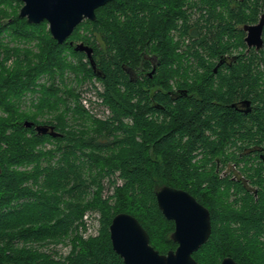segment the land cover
<instances>
[{"label": "trees", "instance_id": "16d2710c", "mask_svg": "<svg viewBox=\"0 0 264 264\" xmlns=\"http://www.w3.org/2000/svg\"><path fill=\"white\" fill-rule=\"evenodd\" d=\"M20 5L0 0V264H124L108 230L120 212L159 253L173 250L174 223L155 198L163 185L209 211L211 233L192 253L199 264L226 256L264 264V186L256 198L231 192L214 160L264 140V28L259 50L242 30L264 0H111L60 44L45 20L21 18ZM70 41L92 48L95 70ZM86 81L108 116L82 102ZM244 99L253 103L247 114L231 106ZM25 120L61 136L37 134ZM92 212L97 232L83 236ZM50 243L69 250L47 252Z\"/></svg>", "mask_w": 264, "mask_h": 264}, {"label": "water", "instance_id": "95a60500", "mask_svg": "<svg viewBox=\"0 0 264 264\" xmlns=\"http://www.w3.org/2000/svg\"><path fill=\"white\" fill-rule=\"evenodd\" d=\"M22 6L18 15L26 18L28 23H39L45 20L48 30L57 43H62L69 37L74 28L84 19L94 20L95 10L111 0H20ZM264 27V12L256 23L245 24L244 42L247 48L259 50L263 47L262 31ZM73 45L75 51L84 52L93 70L92 48L82 42ZM221 60L216 65L221 64ZM216 67L214 70H216ZM155 71V66L147 73ZM182 92H185L182 90ZM243 111L251 109L250 100L241 101ZM232 106H236L232 104ZM25 127L33 126L37 134H48L59 137L61 133L51 125L23 122ZM156 203L163 216L172 220L174 229L170 235L177 245L166 253H159L151 246L149 235L131 214L120 212L115 214L109 224V237L112 249L122 258L124 264H199L192 253L204 244L211 233V222L208 209L200 204L186 190L163 185L155 191ZM220 264H237L231 257H224Z\"/></svg>", "mask_w": 264, "mask_h": 264}, {"label": "flooded vegetation", "instance_id": "af4514ba", "mask_svg": "<svg viewBox=\"0 0 264 264\" xmlns=\"http://www.w3.org/2000/svg\"><path fill=\"white\" fill-rule=\"evenodd\" d=\"M224 61L228 62L229 59H225ZM150 66L151 67L154 66L153 62ZM143 68L144 67H142V69ZM148 71L149 70H145L143 71V73H147ZM174 91H176V89H174ZM184 91L185 92H182V95L187 96L186 90ZM177 93L179 92L178 91L171 92L170 94L171 98L173 99L176 96H178L179 94ZM241 101L242 100H238L235 103H232L236 105L235 109L243 114H247L251 112L253 109V103H251L250 111L244 112L243 111L244 107L241 105ZM233 148L237 149V146H234ZM227 156H229V158L226 161L225 158ZM214 160H215V172L218 173V177L220 179H224V181H229L231 183L230 188H229L231 192H236L237 191L236 188L238 189L242 188L243 190L247 191L249 194H252L255 198L258 196L259 191L264 186V140L262 141L261 144L255 142L248 146H244L242 148V151L240 152L236 151L234 153L219 154L218 156L215 157ZM225 188H226V185L225 184L222 185L221 189H225ZM226 257H229V256H226Z\"/></svg>", "mask_w": 264, "mask_h": 264}, {"label": "rangeland", "instance_id": "374dc122", "mask_svg": "<svg viewBox=\"0 0 264 264\" xmlns=\"http://www.w3.org/2000/svg\"><path fill=\"white\" fill-rule=\"evenodd\" d=\"M22 3V2H21ZM22 5L19 6L18 8V12L19 9ZM48 27V24H47ZM236 53V52H234ZM263 67V66H261ZM264 68V67H263ZM262 68V69H263ZM94 84L97 86V89H101V84L100 82L93 80ZM79 90L81 92V98H82V102H85V104H87V109L90 111V113L98 118H104L106 116L109 115V110L107 107H105L101 101L100 98L98 97V95L95 93L94 88L91 85V82H84L83 84L79 85ZM34 93H26L27 98H31L33 96ZM30 107V105H27L26 108L24 109H28ZM51 144L47 143L46 146L49 147ZM104 191L103 194H109L111 191V188L108 187L107 185V181H104ZM98 217L96 215V213L92 212L86 219H85V229L81 228V233L83 234V236L89 235V234H96L97 229H98ZM41 248V247H40ZM45 250L47 252H52L55 251L58 255H66L68 250H69V245L67 244H47L45 247Z\"/></svg>", "mask_w": 264, "mask_h": 264}, {"label": "built area", "instance_id": "2783aa9c", "mask_svg": "<svg viewBox=\"0 0 264 264\" xmlns=\"http://www.w3.org/2000/svg\"><path fill=\"white\" fill-rule=\"evenodd\" d=\"M83 103L85 104V103H86V101H85V102H83ZM85 106H87V104H85ZM87 217H88V216H85V217H84V219H86Z\"/></svg>", "mask_w": 264, "mask_h": 264}]
</instances>
